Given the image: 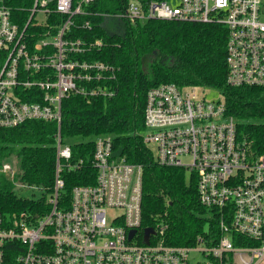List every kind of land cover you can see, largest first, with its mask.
Masks as SVG:
<instances>
[{
	"label": "built area",
	"instance_id": "built-area-1",
	"mask_svg": "<svg viewBox=\"0 0 264 264\" xmlns=\"http://www.w3.org/2000/svg\"><path fill=\"white\" fill-rule=\"evenodd\" d=\"M50 1L36 0L24 28L0 3V50L7 53L0 69V128L32 120L58 126L50 209L37 218L5 220L0 214V264H264V156L238 133V120L227 114L223 98L207 100L198 87L163 83L148 91L144 142L160 165L194 175L200 203L217 221L216 245H207L204 236L194 246L168 245V223L143 226V169L124 153L115 156L113 135L95 138L96 183L74 187L64 204L62 171L67 165L78 170L82 161L69 164L72 147L61 135L62 101L73 93L112 98L109 83L116 69L74 58L102 48V40L87 45L66 38L75 16L95 15L90 6L97 0L76 5L57 0L55 11L66 17L64 23L32 42L27 29L33 19L36 26L47 24ZM101 15L131 25L222 24L229 39L227 83L264 87V0H127L121 11ZM84 27L91 29V22ZM146 228L154 230L148 240Z\"/></svg>",
	"mask_w": 264,
	"mask_h": 264
},
{
	"label": "trees",
	"instance_id": "trees-1",
	"mask_svg": "<svg viewBox=\"0 0 264 264\" xmlns=\"http://www.w3.org/2000/svg\"><path fill=\"white\" fill-rule=\"evenodd\" d=\"M56 1L47 5L51 12L45 26H36L34 19L29 25L27 32L33 35V43L50 29L57 32L64 23L66 17L55 11ZM80 1L74 0L73 4ZM126 1L97 0L90 6L95 15L75 16L66 35L87 45L102 40V48L76 54L74 58L107 63L116 69V78L109 83L115 91L112 98L73 93L62 101L63 141L93 138L71 145L69 164H82L78 170H70L67 165L62 171L66 183L64 204L70 203L74 187L96 183L95 138L113 135L115 148H123L126 160L143 169V226L155 227L158 221L168 223V245L194 246L201 236L207 238V245H216L217 221L211 217L212 211L200 203L194 175L189 176L182 168L160 165L154 151L144 142L147 93L163 83L219 90L227 114L238 120V133L251 142L258 155L264 156V87H232L227 83L229 39L222 24L150 20L131 25L117 19L107 21L101 15L121 11ZM35 2L0 0L22 28L31 19ZM88 21L91 29L84 27ZM6 58L7 53L0 50V69ZM57 133L55 122L37 120L0 128V214L5 220L24 215L42 217L49 211L56 174ZM12 156L19 165L17 179L33 190L31 196L17 192L15 182L2 172ZM246 245L254 244L247 240Z\"/></svg>",
	"mask_w": 264,
	"mask_h": 264
},
{
	"label": "rangeland",
	"instance_id": "rangeland-1",
	"mask_svg": "<svg viewBox=\"0 0 264 264\" xmlns=\"http://www.w3.org/2000/svg\"><path fill=\"white\" fill-rule=\"evenodd\" d=\"M40 17V21H44V17L42 15H39ZM199 95H203L205 96V98H207V100H220L223 98L221 92L217 89H212V88H199L197 89ZM93 138H87V139H83L81 137H75V138H68L66 139L67 143L70 145L73 144H78L82 141L88 142V141H92ZM5 171V172H4ZM3 172L6 174V176L14 181L15 183V189L17 190V192L21 193L24 196H31L33 193V190L28 188L26 185H24L22 182H20L17 178L19 175V165H18V161L17 159L12 156L10 157L4 164L3 167ZM37 193V192H35Z\"/></svg>",
	"mask_w": 264,
	"mask_h": 264
},
{
	"label": "water",
	"instance_id": "water-1",
	"mask_svg": "<svg viewBox=\"0 0 264 264\" xmlns=\"http://www.w3.org/2000/svg\"><path fill=\"white\" fill-rule=\"evenodd\" d=\"M123 153H124V149L119 148L118 151H116L115 156L120 157ZM145 232H146V236H147L146 239L148 240L150 234L154 233V230H153V228H146Z\"/></svg>",
	"mask_w": 264,
	"mask_h": 264
}]
</instances>
